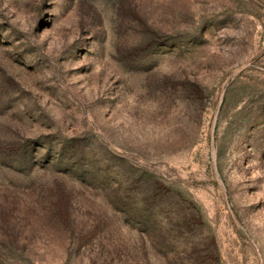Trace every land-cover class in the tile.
I'll return each mask as SVG.
<instances>
[{"label":"rangeland","instance_id":"1","mask_svg":"<svg viewBox=\"0 0 264 264\" xmlns=\"http://www.w3.org/2000/svg\"><path fill=\"white\" fill-rule=\"evenodd\" d=\"M0 264H264V0H0Z\"/></svg>","mask_w":264,"mask_h":264},{"label":"trees","instance_id":"2","mask_svg":"<svg viewBox=\"0 0 264 264\" xmlns=\"http://www.w3.org/2000/svg\"><path fill=\"white\" fill-rule=\"evenodd\" d=\"M156 198H157V195L155 194V192H153L151 194L150 198L148 199V201L146 202V204L153 205L155 200H156ZM135 214H136L137 218L139 219V221H141V223L143 224L142 229L145 230V233H148V231L151 232V230L149 228H150V225L152 224L151 221H153L152 220L153 217L151 219H149V217L147 215V212H146V210L144 208H142V210L139 213H135ZM124 220H131V219L127 217V219L124 218ZM183 225H185V224H183ZM180 227H182V225ZM171 228H175V226H172ZM155 235H156V237H160L159 234H155ZM157 239H159V238H157ZM143 249H144V246L142 245L141 246V251H143Z\"/></svg>","mask_w":264,"mask_h":264}]
</instances>
